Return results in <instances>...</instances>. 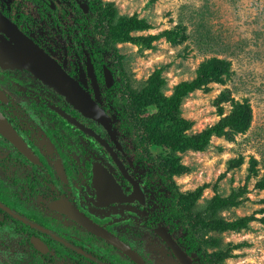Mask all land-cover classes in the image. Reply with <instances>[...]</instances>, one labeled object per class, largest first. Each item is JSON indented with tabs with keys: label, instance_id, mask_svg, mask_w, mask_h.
<instances>
[{
	"label": "flooded vegetation",
	"instance_id": "af4514ba",
	"mask_svg": "<svg viewBox=\"0 0 264 264\" xmlns=\"http://www.w3.org/2000/svg\"><path fill=\"white\" fill-rule=\"evenodd\" d=\"M92 4L91 0H0V57L17 50L27 56L33 52L30 48H38L79 84L108 119L106 129L99 121L80 112L61 93L43 83L32 65L0 63V114L37 160V163L27 160L0 134V182L12 191L9 201L0 191V202L42 230L0 209V229L4 233L8 231L10 238L4 242L11 246L14 242L18 251L22 250L24 257L32 261L34 257L41 261L46 257L55 264H134L108 242L63 216L59 209L62 211L67 204L106 235L128 247L144 264H179L156 233L162 229L192 264H200L199 256L209 264L210 257L200 253V246L193 238L176 232L179 216L164 204L166 198L172 202L176 196L164 195L148 183L145 177L148 172L143 173L147 167L140 156L130 161L127 138L123 135L126 121L105 104L110 97L109 90L116 83L117 72L103 55L102 47L95 46L90 55L91 62L101 66L99 71L94 65L93 74L107 89L100 92L104 104L97 101L96 89L81 82L76 67L67 65L80 57V33L91 21ZM103 24L102 21L97 24L101 36L107 32ZM104 69L111 73L110 86ZM60 112L96 133L111 150L69 123ZM117 192L123 198L131 197V201L123 202ZM24 201L51 214V221L21 211L20 205H27ZM2 213L10 219L2 221ZM32 239L44 251L35 248Z\"/></svg>",
	"mask_w": 264,
	"mask_h": 264
},
{
	"label": "rangeland",
	"instance_id": "374dc122",
	"mask_svg": "<svg viewBox=\"0 0 264 264\" xmlns=\"http://www.w3.org/2000/svg\"><path fill=\"white\" fill-rule=\"evenodd\" d=\"M91 1V21L80 33V59L76 58L75 62L67 65L73 69L76 67L75 72L81 82L96 89L97 101L104 104L100 92L107 89L93 74V66L97 65L99 71L101 66L91 62L90 55L95 46L102 47L103 55L117 72L116 83L109 90L110 97L105 104L110 111H117L118 118L127 120L125 113L129 108L132 112L137 110L135 116L129 118L132 124H139L158 112L155 106H138L131 104L129 99L130 95L142 92L155 70L161 69L165 80L161 93L170 97L178 84L193 81L201 65L207 61L220 59L229 63L227 75L211 77L201 90L183 98L180 118L193 123L186 134L197 135L233 113L237 107L247 108L250 121L246 130L231 132L227 129L225 137L212 136L203 152H172L168 147H159L148 141L139 145L135 128L123 127L126 128L123 135L127 138L130 161L140 156L147 167L143 173H150L146 174V180L164 195L170 196L175 192L187 196L207 185L201 197L190 206L189 211L193 215L201 214L205 221L211 218L229 222L246 216L254 218L246 229L221 232L200 226L193 228L184 215L177 217L176 232L193 238L194 243L200 246V253H205L206 257L231 248V258L218 264H264V191L256 187L264 180V0ZM109 5L116 10V16L109 22L102 20L108 32L106 37L105 33L99 34L97 24L109 10ZM133 15L145 20L151 29L125 34L121 32L122 27L114 28L119 25V18ZM114 30L119 33V38L110 35ZM167 32L171 33L170 38ZM151 36H158V39L153 40L148 48L144 40ZM65 45L66 41L63 42ZM217 102L223 110L222 115H219ZM154 127H157L158 135L174 129L168 119L152 124L151 128ZM177 166L183 167L180 173L169 172ZM0 183V191L9 201L12 191ZM242 188L245 194L238 207L221 210L214 217L205 211L216 194L226 197ZM166 200L165 206L168 205L178 215L176 200ZM24 202L27 205H20L21 211L34 218L51 221V214ZM4 232L0 229V234H3L0 264H33L31 259L25 258L22 250L18 251L14 242L12 246L4 242L10 240L8 231ZM237 245L239 248H235ZM199 257L197 261L206 264Z\"/></svg>",
	"mask_w": 264,
	"mask_h": 264
},
{
	"label": "trees",
	"instance_id": "16d2710c",
	"mask_svg": "<svg viewBox=\"0 0 264 264\" xmlns=\"http://www.w3.org/2000/svg\"><path fill=\"white\" fill-rule=\"evenodd\" d=\"M108 7L109 10H106L105 16H101L99 22H101L103 19L109 22L116 16V10L112 7V5H109ZM118 24L119 25L115 26L114 28L122 27L121 32L125 34L131 33L133 31H145L151 29V26L145 20L139 19L136 15H133L130 18H119ZM110 35L112 38L120 37L119 33H117V30H114L113 32L111 31ZM166 35L168 38L171 37V33L169 32H167ZM105 36H108V32H106ZM156 39H158V36H151L146 38L144 43L147 44L146 46L148 48H150L151 42ZM228 68L229 63L224 60L214 59L207 61L201 65L198 76L193 81L182 82L178 84L174 88V92L170 97H165L161 93L160 88L165 84V80L161 76V69L155 70L148 78L147 85L142 90V92L139 94L130 95L129 99L131 104H136L138 106H155L158 108V112L150 115L146 120H143L139 124H132V120L129 118V116L134 117L135 113L138 111L136 110L135 112H132L129 108V111L125 113L127 120H125L126 123L124 126H127V128L131 129L135 128L138 143L139 141H143L144 143L145 141H148V143L153 142V144L156 146L168 147L172 152H184L187 150L203 152L208 146L212 136L225 137L227 135V129H229L231 132H243L248 128L250 121L249 109L246 107V109L237 107L233 113L224 116L217 124L205 129L197 135H187L186 132L193 126V123L180 118V105L183 98H185L190 93L201 90L202 87L208 83L211 77L221 74L227 75L229 73ZM217 107L219 115H222L223 110L221 107H219V102H217ZM162 119H168L174 126V129L173 131L158 135L156 134L158 130L157 127L151 128V126L152 124L155 125ZM182 169L183 167L181 166L172 167L171 171L169 172L178 174L182 171ZM256 187L259 190L264 191V180L258 182ZM205 188H207V185H203L196 193H192L187 196L178 195L177 193L172 194L176 196L174 197L177 200L176 205L180 206L177 210L178 216L180 217L185 215L188 217V222L192 223L193 228L200 226L209 231L217 229L221 232H238L240 230L246 229L247 225L254 220L253 216H246L230 222L216 218H211L209 221H205V217L201 216V214L193 215L189 211L190 206L201 197L202 191ZM243 194H245V189L243 188L239 189L238 191H232L230 195L226 197H221L216 194L211 199L205 211L209 212L211 216L214 217V215L221 210L238 207L241 204L240 198L243 196ZM165 202H167V200ZM2 214V221L10 219V217H8L6 214ZM235 248H239V245L235 246ZM231 251L232 249L230 248L225 252L216 253L213 257H210V264H218L225 259L231 258ZM40 259L41 258L34 257V262L32 261V263L55 264L49 259H46V257L43 261Z\"/></svg>",
	"mask_w": 264,
	"mask_h": 264
},
{
	"label": "water",
	"instance_id": "95a60500",
	"mask_svg": "<svg viewBox=\"0 0 264 264\" xmlns=\"http://www.w3.org/2000/svg\"><path fill=\"white\" fill-rule=\"evenodd\" d=\"M33 49L31 54L22 55L21 51L17 50L16 52H6L4 53V57H0V63L2 65H32L39 79L45 83L46 85L52 87L59 93L63 95V97L72 105H74L80 112L91 116L93 119L99 121L106 129L108 124V119L104 111L89 97V95L74 81L70 76L66 74V72L56 64L49 56L43 53L38 48H30ZM19 51V52H18ZM16 54V56H14ZM105 80L108 83L107 86L112 84L111 73L108 69H104ZM62 117L66 119L69 123L78 127L83 133L91 136L95 139L100 145H102L105 149L111 150L108 145L93 131L86 128L82 124L75 121L70 116L61 113ZM0 134L8 140L11 144L15 145L23 156L26 157L32 163H37V160L30 155V153L26 150V147L19 140L15 132L12 130L9 124H7L6 120L0 114ZM134 184V183H133ZM136 187V184H134ZM118 193V192H117ZM118 196H121L123 202L131 201V197L123 198L122 195L118 193ZM0 209L6 212L8 215L12 216L14 219L21 221L27 225H31L36 229L41 230L40 227L31 224L25 218L19 216L15 212L11 211L8 207L3 205L0 202ZM59 212L69 220L75 222L80 225L86 231L91 232L92 234L100 237L101 239L108 242L114 248L119 250L125 256H127L134 264H144L142 260L132 252L128 247L124 246L117 239H115L111 235H106L101 228L97 227L92 223L88 218L83 216L81 213L77 211L76 208L65 205L64 209ZM163 242L167 245V247L171 250L174 257L178 260L179 264H192L187 255L181 250V248L177 245V243L169 236L165 229L159 230L156 232ZM32 244L37 248L40 252L44 251L42 245L36 240L32 239Z\"/></svg>",
	"mask_w": 264,
	"mask_h": 264
}]
</instances>
